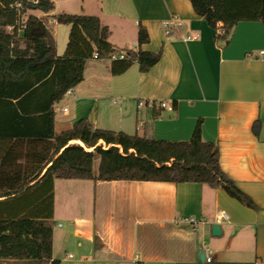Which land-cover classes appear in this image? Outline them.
Listing matches in <instances>:
<instances>
[{"label": "crops", "instance_id": "obj_1", "mask_svg": "<svg viewBox=\"0 0 264 264\" xmlns=\"http://www.w3.org/2000/svg\"><path fill=\"white\" fill-rule=\"evenodd\" d=\"M52 1L49 16H97L118 49L136 46L140 24L148 42L139 48L161 50L146 72L133 63L117 75L110 73L109 59L92 54L83 80L54 105L55 132L86 117L99 128L181 141L201 120V137L217 143L222 170L258 206L249 208L222 188L201 183L55 178L52 259L58 264H264V55L245 56L264 50V24L239 21L226 43L215 39V30L189 0ZM171 16L182 27L166 35L161 22ZM60 25L53 20L51 26L57 55L64 54L69 33L68 25ZM160 100L174 109L160 108L154 116L157 106L146 102ZM255 119L258 136L251 129ZM217 209L229 219L216 222ZM188 217L197 223L190 225Z\"/></svg>", "mask_w": 264, "mask_h": 264}, {"label": "trees", "instance_id": "obj_2", "mask_svg": "<svg viewBox=\"0 0 264 264\" xmlns=\"http://www.w3.org/2000/svg\"><path fill=\"white\" fill-rule=\"evenodd\" d=\"M189 1L208 26L215 30L222 25L216 40L227 43L239 21L264 24V0ZM52 9V0H0V261L58 264L51 255L55 178L201 183L220 187L241 204L258 208L222 170L217 143L201 137V120L181 141L99 128L86 117L55 132L54 105L83 80L93 53L109 59L123 52L122 58L109 59V71L117 75L133 63L146 72L159 60L161 50L139 48L148 42L140 24L136 46L118 49L97 16L47 15ZM49 18L69 26L63 55L56 54ZM155 109L157 116L160 108ZM259 127L255 119L251 126L255 136ZM73 140L79 143H69Z\"/></svg>", "mask_w": 264, "mask_h": 264}, {"label": "built area", "instance_id": "obj_3", "mask_svg": "<svg viewBox=\"0 0 264 264\" xmlns=\"http://www.w3.org/2000/svg\"><path fill=\"white\" fill-rule=\"evenodd\" d=\"M32 3H36L38 0H28ZM20 7V4L18 2L15 3V8L18 9ZM163 31L166 35H170L172 34L175 30L179 29L182 27V21L176 17V16H171L168 20H164L161 22ZM8 29H11V27H8ZM215 33H223V27L221 24H217L216 28H215ZM123 52H120L118 54H112L109 59H115V58H122L123 57ZM264 55V50H259L258 52H252L249 51L245 54L246 57L248 58H257L258 56ZM93 57L94 58H98L97 53H93ZM69 91V90H68ZM146 105L149 107H153V106H157L159 108H162L166 111H173L174 107L171 104V102L167 101V100H160L157 102L154 101H147ZM65 110V109H64ZM215 216V220L216 222L220 223L223 221H226L229 219V215L226 211L222 210V209H217L214 213ZM203 217H200L199 220H202ZM187 221L190 225H194L197 223V220L194 219L193 217H188ZM210 258L206 257V261H209Z\"/></svg>", "mask_w": 264, "mask_h": 264}, {"label": "rangeland", "instance_id": "obj_4", "mask_svg": "<svg viewBox=\"0 0 264 264\" xmlns=\"http://www.w3.org/2000/svg\"><path fill=\"white\" fill-rule=\"evenodd\" d=\"M72 14H75V13H72ZM50 19V18H49ZM50 22L52 23H50L51 24V26L53 27V20H51L50 19ZM60 28H63V27H66L64 24L62 25H60L59 26ZM67 37H68V35H67ZM58 41V43L60 44V41H61V36H60V33H59V36H58V39H57ZM88 61V63H87V65L89 64V65H91V61H94V60H92V58H90V59H88L87 60ZM57 115H59V112H58V114ZM97 162H98V158H96L95 159V161H94V168H96V166H97ZM22 262V261H21ZM27 263V262H26ZM0 264H12V263H9V262H3V261H0ZM16 264H19V261H16Z\"/></svg>", "mask_w": 264, "mask_h": 264}, {"label": "water", "instance_id": "obj_5", "mask_svg": "<svg viewBox=\"0 0 264 264\" xmlns=\"http://www.w3.org/2000/svg\"><path fill=\"white\" fill-rule=\"evenodd\" d=\"M220 233V230H219V226H218V224H213L212 225V234L213 235H217V234H219Z\"/></svg>", "mask_w": 264, "mask_h": 264}]
</instances>
